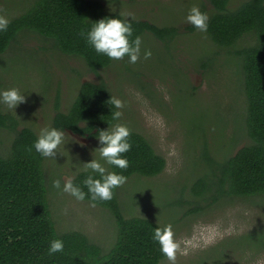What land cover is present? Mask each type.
<instances>
[{"label": "rangeland", "instance_id": "rangeland-1", "mask_svg": "<svg viewBox=\"0 0 264 264\" xmlns=\"http://www.w3.org/2000/svg\"><path fill=\"white\" fill-rule=\"evenodd\" d=\"M7 1L0 0V17L6 19L21 15L16 14L24 12L32 2ZM101 1L109 11L127 18L179 27L176 45L165 48L147 33L142 38V53L149 49L152 55L144 59L141 54L143 66L138 59L136 66L129 64L130 70L125 71L124 64L128 62L122 61L97 75L82 61L48 50L38 36L24 35L23 40H28L22 42L18 53L0 57V89L16 87L26 99L15 109L16 114L4 105H0V111L17 118L19 129L28 126L39 134L50 126L56 114L58 91L60 109L67 112L82 83L104 80L113 95L124 102L119 122L141 133L167 161L159 176H133L121 185L118 196L126 208V217H145L163 226L171 224L174 238L180 242L175 264H264V247L254 246L253 240V232H264V197L248 201L224 199L221 204L208 206L191 190L203 173L197 157L200 146H204V136L212 152L225 156L234 136L245 135L247 99L241 62L233 56L217 54V47L210 48L212 44L204 33L190 35L187 28L191 24L185 17L191 7L200 6L199 1ZM243 1L235 0L232 7ZM204 58L211 59L210 70L201 67ZM66 134L78 143L66 136L58 150L60 155L45 158L44 162L56 230L60 234L81 232L108 248L115 242L117 230L110 212L98 205L91 207L88 201H77L52 186L56 179L61 186L69 178L74 180L83 172L80 162H89L92 155H97H91L98 146L96 139L71 131ZM241 137L230 155L248 144V138ZM11 140L10 132L0 129L1 154L8 151ZM196 201L198 204L193 203ZM198 205L203 210L193 211ZM162 264L170 262L165 259Z\"/></svg>", "mask_w": 264, "mask_h": 264}, {"label": "trees", "instance_id": "trees-1", "mask_svg": "<svg viewBox=\"0 0 264 264\" xmlns=\"http://www.w3.org/2000/svg\"><path fill=\"white\" fill-rule=\"evenodd\" d=\"M9 1L11 3V0L7 3ZM196 1L200 3L199 9L209 17L204 35L212 44L210 48L217 47V54L233 56L243 66L247 115L245 135L234 136L225 156L221 152H212L204 136V146H200L197 157L203 173L194 181L191 190L195 198L208 206L221 204L224 199L255 200L264 197V0H244L236 7H232L235 0ZM26 10L7 19L6 30L0 31V57L5 58L10 52L18 53L22 42L28 40H23L24 35H34L46 43L48 50L80 60L89 71L98 75L114 68L115 63L128 62V57L110 60L96 53L86 40L91 22L119 16L131 22L133 35L130 40L150 33L165 48L176 45L180 37L179 27H161L127 18L109 11L101 0H32ZM187 30L191 36L199 32L193 25ZM210 62L211 59L204 58L201 67L210 70ZM138 63H125V71L130 70L129 64L134 67ZM140 65L143 66L141 57ZM133 70L137 76L138 71ZM79 89L67 112L60 109L58 91L56 114L49 127L95 139L97 129H106L116 122L112 112L117 109L107 102L114 95L104 80L97 84L82 83ZM19 128L17 118L0 111V129L8 130L12 138L8 151L0 153V264H162L167 259L152 239L154 228L163 225L145 217H126V208L118 196L121 186L113 190L111 200L96 204L107 209L115 220L117 230L112 246L102 247L78 231L58 233L48 199L45 158L33 147L39 134L28 126ZM129 129L132 148L123 154L129 166L118 169L108 165V169L124 175L126 181L133 176H159L164 171L166 159L141 133ZM242 135L248 138V144L230 155ZM88 174L83 171L73 180L85 192L83 180ZM197 210L203 208L199 206L193 211ZM253 233L256 234L254 246L264 247V232ZM57 238L64 241L63 251L48 255L49 242Z\"/></svg>", "mask_w": 264, "mask_h": 264}, {"label": "clouds", "instance_id": "clouds-1", "mask_svg": "<svg viewBox=\"0 0 264 264\" xmlns=\"http://www.w3.org/2000/svg\"><path fill=\"white\" fill-rule=\"evenodd\" d=\"M185 19L200 32H207L209 17L199 7H191ZM7 25L8 20L0 17V31L6 30ZM132 35L131 22L118 16L91 22V27L86 33V40L96 53L103 54L110 60H121L127 56L128 62L134 64L140 59L141 54H143L144 59L150 58L152 55L151 50L144 49L142 53L141 36L137 35L130 40ZM25 99V94L16 87L0 89V105L6 106L7 109L14 113L15 109L25 102ZM107 102L117 109L112 112V119L116 122L110 126L108 125L106 129L96 130L95 139L98 141V146L92 150L91 155L93 153L97 155H92V159L89 162H80L82 170L89 173L83 180V185L87 188V192L79 184L73 183L71 178L63 186H61L59 179L52 181V186L55 189L69 194L77 201H85L87 198L91 207H95L98 202L111 200L113 198V190L126 182L127 178L124 175L110 171L105 165L114 166L118 169H127L129 161L123 154L129 152L132 148L128 139L130 129L126 124L119 122L122 115L119 109L123 108L124 102L115 96H110ZM66 136L70 137L74 143H78L72 136L66 134L64 129L45 127L40 130L33 147L42 157L55 159L58 154L60 155L58 150L64 144ZM152 239L159 244L160 252L170 264H175L176 253L180 249V242L174 238L172 225L167 224L163 227H155ZM63 249L64 241L58 238L53 239L49 242L48 255L62 252Z\"/></svg>", "mask_w": 264, "mask_h": 264}]
</instances>
